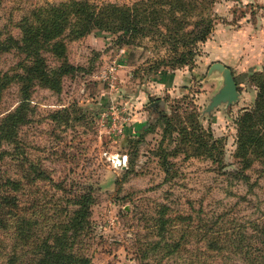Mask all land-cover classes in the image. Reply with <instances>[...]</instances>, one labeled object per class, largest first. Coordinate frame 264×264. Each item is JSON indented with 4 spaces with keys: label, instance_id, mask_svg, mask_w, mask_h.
<instances>
[{
    "label": "rangeland",
    "instance_id": "rangeland-1",
    "mask_svg": "<svg viewBox=\"0 0 264 264\" xmlns=\"http://www.w3.org/2000/svg\"><path fill=\"white\" fill-rule=\"evenodd\" d=\"M64 1L0 0V37L18 39L20 20L31 10ZM87 1L97 6L131 7L150 0ZM212 1V5L204 4L208 8L203 11V15L213 19L210 37L214 31H227L243 15L261 11L259 6H244L234 0ZM198 12L185 16L188 29L199 21ZM121 37L94 30L80 40L67 42V58L78 70L63 79L60 93L41 88L32 93L34 112L30 124L21 131V138L26 150L42 161L54 183L63 186L55 189L41 183L36 194L40 206L63 208L68 196L90 190L94 204L82 250L92 264H142L159 259L158 252L147 251L148 246L157 241L164 245L171 237L179 240L181 230L187 226L178 220L174 225L179 233H170L167 226L157 236L159 216L191 217L194 235L181 240V246L189 253H183L184 258L194 253L192 260L196 261L198 253L202 262L201 255L207 253L206 259L213 264H247L246 253L253 257L264 253V162H254L243 171V179L234 153L237 121L253 107L257 92L248 78L252 72L261 71L264 63L251 71L232 63L228 68L236 78L239 100L209 113L207 106L221 79L216 74L207 78L213 63L198 60L201 45L191 66L176 70L161 67L159 73L148 74L150 68L169 55L168 48L160 45L161 38L150 35L126 48L119 44ZM22 58L15 52L0 56V72L19 71L17 65ZM45 58L54 65L51 55L45 54ZM172 79L178 83L171 93H167L168 88L159 87ZM19 96L17 84L4 92L0 118L3 112L16 107ZM177 107L185 122L186 114H195L202 128L220 141L221 166L211 159L192 156V150L185 147L187 152L167 156L170 172L166 175L161 150L174 154L179 147L178 137L175 132L172 138L164 134V125L155 122L156 112L170 116ZM63 110L69 114L68 123L50 120L53 112ZM139 135H143V140L130 168L132 142ZM123 156L127 157L126 164L121 159L116 166V157ZM128 167L129 173L124 174ZM31 197L24 200L29 203ZM161 211L166 215L162 216ZM41 219L46 220V215ZM210 240L224 248L222 255L206 251L205 241Z\"/></svg>",
    "mask_w": 264,
    "mask_h": 264
},
{
    "label": "trees",
    "instance_id": "trees-1",
    "mask_svg": "<svg viewBox=\"0 0 264 264\" xmlns=\"http://www.w3.org/2000/svg\"><path fill=\"white\" fill-rule=\"evenodd\" d=\"M212 3V0H150L125 7L66 0L31 10L20 20L18 39L0 37V56L15 52L23 57L17 65L19 71L0 72V104L4 92L13 84L18 85L20 95L16 107L3 112L0 118V264H92L82 250V238L90 229L89 219L94 204L90 190L84 189L83 193L68 196L63 201V208L58 205L40 206L36 194H39L41 183L55 189L63 186L54 183L42 161L26 150L28 147L21 138V131L30 124L34 112L31 106L33 91L41 88L60 93L63 79L78 70L67 58V42L80 40L94 30H100L121 34L123 39H119V44L131 48L143 40L141 38L157 36L161 38V47L168 48L169 55L158 61L154 69L150 68L148 74L159 73L161 67L170 70L189 67L198 56L199 45L212 34L213 19L203 15L208 8L204 4ZM197 11L199 21L188 29L190 25L186 23L185 16ZM45 54L51 55L53 66ZM248 81L257 92L253 107L244 111L237 121L234 153L243 179L246 177L243 171L249 170L254 162H264V68L252 72ZM179 110L178 107L172 109L170 116L156 112L155 122L164 125V134L172 138L175 132L178 137L179 147L174 154L161 150V164L166 175L170 172L167 156H174L177 151L187 152L185 147L192 150V156L211 159L221 166L220 141L214 140L209 130L206 132L202 128L195 114H186L185 122L178 114ZM49 118L52 122L68 123L69 114L63 110L53 112ZM143 135L132 142L134 149L130 168L135 164ZM130 168L124 174H128ZM27 196H32L29 203L24 200ZM160 214L165 216L166 212L161 211ZM45 215L46 220L41 219ZM178 220L187 224L181 230L180 239L171 237V241L164 245L161 241L150 244L147 251L158 252L160 257L142 264H213L206 259L207 253L201 255L202 262L198 253L196 261L192 260L194 253H190L188 259L183 257V253H189L181 246V240L191 239L194 235L191 217L164 219L159 216L156 220L157 236L167 226L170 233H179L177 225H174ZM262 236L264 239V231ZM205 242L208 243L207 252L223 254L224 248L217 241ZM262 244L264 252V240ZM246 255L247 264H264V253L255 257L249 252Z\"/></svg>",
    "mask_w": 264,
    "mask_h": 264
},
{
    "label": "crops",
    "instance_id": "crops-1",
    "mask_svg": "<svg viewBox=\"0 0 264 264\" xmlns=\"http://www.w3.org/2000/svg\"><path fill=\"white\" fill-rule=\"evenodd\" d=\"M234 1L236 4L241 2L244 6H259L261 11L257 14L251 12L243 15L237 20L236 25H230L227 31L224 29L214 31L212 37L201 44V56L198 60L219 62L227 67L237 63L242 70L244 68L256 70L257 66L264 63V0ZM176 83L178 81L172 79L169 84L156 86L168 88L167 93H171Z\"/></svg>",
    "mask_w": 264,
    "mask_h": 264
},
{
    "label": "water",
    "instance_id": "water-1",
    "mask_svg": "<svg viewBox=\"0 0 264 264\" xmlns=\"http://www.w3.org/2000/svg\"><path fill=\"white\" fill-rule=\"evenodd\" d=\"M218 75L221 82L216 93L211 97L206 111L211 112L216 108L225 105L227 107L234 105L239 100L238 84L233 76L232 71L227 66L216 62L208 70L207 78ZM122 157H116L117 165H120Z\"/></svg>",
    "mask_w": 264,
    "mask_h": 264
},
{
    "label": "built area",
    "instance_id": "built-area-1",
    "mask_svg": "<svg viewBox=\"0 0 264 264\" xmlns=\"http://www.w3.org/2000/svg\"><path fill=\"white\" fill-rule=\"evenodd\" d=\"M122 162H123L124 164H126V162H127V157H126V156H123V157H122Z\"/></svg>",
    "mask_w": 264,
    "mask_h": 264
},
{
    "label": "flooded vegetation",
    "instance_id": "flooded-vegetation-1",
    "mask_svg": "<svg viewBox=\"0 0 264 264\" xmlns=\"http://www.w3.org/2000/svg\"><path fill=\"white\" fill-rule=\"evenodd\" d=\"M235 78V77H234ZM235 80H236V78H235Z\"/></svg>",
    "mask_w": 264,
    "mask_h": 264
}]
</instances>
